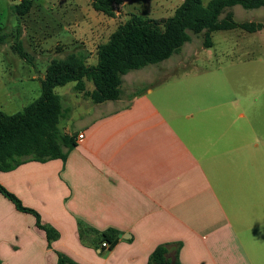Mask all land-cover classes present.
<instances>
[{"label":"crops","instance_id":"crops-1","mask_svg":"<svg viewBox=\"0 0 264 264\" xmlns=\"http://www.w3.org/2000/svg\"><path fill=\"white\" fill-rule=\"evenodd\" d=\"M236 46V90L257 79L234 98L240 120L194 130L190 121L186 137L150 88L125 96L121 86L118 100L97 104L85 95L92 83L85 92L75 83L73 107L92 106L73 126L61 122L72 108L61 97L60 132L76 136L67 160L0 171V184L59 238L49 243L36 218L0 193V264H59V255L65 264H148L159 246L173 264H264V56L261 44ZM108 230L118 242L104 249L98 233Z\"/></svg>","mask_w":264,"mask_h":264},{"label":"rangeland","instance_id":"rangeland-1","mask_svg":"<svg viewBox=\"0 0 264 264\" xmlns=\"http://www.w3.org/2000/svg\"><path fill=\"white\" fill-rule=\"evenodd\" d=\"M20 1L0 0V34L7 35L5 43L0 44V110L9 115L23 111L40 97L42 77L54 59L84 52L89 64L96 65L98 45L108 41L120 24L132 15L154 19L171 17L182 0H127L125 5L116 7L114 18L96 12L91 6L93 0H34L30 13L18 16L12 7ZM210 1L204 0V4ZM227 11L234 13L237 22L264 24V7L245 9L238 5ZM240 34V30L214 32L211 49L204 48L203 33L192 35V40L170 59L132 71L124 77V95L140 87L152 89V99L163 110L167 109L166 113L168 110L174 112V122L184 137L190 121L194 130L195 124L200 126L203 121L229 123L240 120L234 98L237 93L246 95L257 79L253 73L252 79L243 81L241 92L237 91L235 66L230 63L235 59L238 43L261 44L260 51L264 56V28L255 34H245L246 37ZM18 42H22L26 57L15 49ZM255 51L259 52V49ZM74 86L75 83H69L55 90L63 98V106L70 103L72 107L69 112L65 110L61 120L67 123L65 118L69 117L71 125L92 106L90 102L73 107L75 99L69 92ZM68 94L70 102L64 98ZM206 106L210 109L205 114L202 108ZM188 114L193 118L189 120Z\"/></svg>","mask_w":264,"mask_h":264},{"label":"trees","instance_id":"trees-1","mask_svg":"<svg viewBox=\"0 0 264 264\" xmlns=\"http://www.w3.org/2000/svg\"><path fill=\"white\" fill-rule=\"evenodd\" d=\"M127 0H93L92 8L107 17L114 18L116 7ZM34 0H21L13 5L18 16L30 13ZM245 9L264 7V0H184L173 16L164 19L143 18L132 15L120 24L109 40L98 45L97 64L91 65L83 54L71 53L64 59H54L47 67L41 82V95L16 114L0 110V171L8 172L29 161L47 162L67 160L75 146L76 136H64L59 129L62 115L61 97L57 87L76 83L78 92H85L87 82L93 84L91 92H85L94 103L118 100L122 95L123 76L149 65L162 63L181 51L192 34H204V47H213L212 34L217 31L241 29L255 33L264 28L261 22H237L234 13L227 11L235 6ZM226 13V14H225ZM225 14L223 18L221 15ZM6 34H0V44ZM15 49L22 57V42ZM64 148L68 151L65 152ZM0 193L9 199L17 210L33 215L37 227L46 232L49 243L59 238V233L43 224L35 210L25 207L21 200L0 184ZM83 230V229H82ZM101 243L108 242L113 248L118 242V232L108 230L98 233ZM166 246H159L150 256L148 264H173L167 259ZM72 263L59 255V264Z\"/></svg>","mask_w":264,"mask_h":264},{"label":"built area","instance_id":"built-area-1","mask_svg":"<svg viewBox=\"0 0 264 264\" xmlns=\"http://www.w3.org/2000/svg\"><path fill=\"white\" fill-rule=\"evenodd\" d=\"M80 138H83V135H79ZM102 248L104 249H110V244L108 242L102 243Z\"/></svg>","mask_w":264,"mask_h":264}]
</instances>
